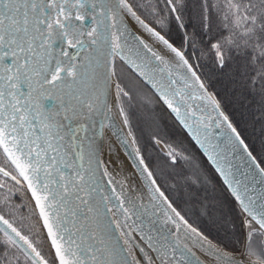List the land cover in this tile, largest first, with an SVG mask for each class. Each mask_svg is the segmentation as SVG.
<instances>
[{
  "label": "water",
  "instance_id": "95a60500",
  "mask_svg": "<svg viewBox=\"0 0 264 264\" xmlns=\"http://www.w3.org/2000/svg\"><path fill=\"white\" fill-rule=\"evenodd\" d=\"M116 61L199 149L241 212L243 239L254 229L264 235L263 167L188 59L127 0H0V150L31 198L54 260L147 264L140 248L149 245L151 264H264L245 243L232 252L198 235L159 190L117 106ZM104 132L134 166L140 195L107 171ZM0 230L42 264L1 218Z\"/></svg>",
  "mask_w": 264,
  "mask_h": 264
},
{
  "label": "trees",
  "instance_id": "16d2710c",
  "mask_svg": "<svg viewBox=\"0 0 264 264\" xmlns=\"http://www.w3.org/2000/svg\"><path fill=\"white\" fill-rule=\"evenodd\" d=\"M213 4H216L220 9V18L214 14L216 10L213 8ZM137 7L136 9L139 14L150 23L151 18L148 17L146 12L149 9L155 10L152 14L155 21L151 24L155 28L160 29L166 37L167 32L175 26V23L183 30L191 26L194 28L195 39H192L189 34H185V38L181 44H174L183 50L193 64L198 61L193 58V52L199 53L197 55L198 58L204 60L205 64L204 70L197 69L201 79L215 98L220 101L230 121L238 129L239 134L242 135L245 143L249 146L250 152L254 153L257 161L264 168V152L261 148L252 144L243 127L245 124L241 116L246 118L245 114L242 113L245 108L239 102L240 106L235 110L233 103L228 97L232 84H236L233 80H237V77L242 74H246L248 77L246 80L247 82L249 81L251 86L255 85L261 89L262 97H264V37L258 34L260 26L257 23L264 22V0H151L146 1V3L140 1ZM204 7L209 8L207 15L203 12ZM195 9L200 10L201 15L203 14L206 18L208 17L209 26H205L206 23H201L197 19L194 15ZM217 13L219 14V12ZM192 22H196L199 25L195 27ZM202 25L205 27H202ZM199 34L204 39L201 40L198 37L200 36ZM200 43L205 48L198 47ZM237 50H239L241 56L253 68V76L241 67L243 64L240 57L235 53ZM217 55L219 56L217 57ZM254 104L255 102H253L252 107H254ZM172 123H174L173 120ZM261 127L264 129V119ZM185 174H187L186 171ZM201 174L202 180L195 183L193 187L205 191L207 200L204 201H214L213 204L215 206H223L226 209L228 217L224 213L225 218L222 223L226 227L230 220L234 230L233 233H230L229 229L225 230L229 234L224 237L217 234L218 231L214 227L217 225L212 220L210 214L207 216L209 218L208 223L214 227L216 232L207 237L222 248L224 247L232 251L237 250V245H232L240 244L243 236L241 212L236 207L232 198H229L210 166L208 171L205 170V173L202 171ZM205 178L206 181H203ZM207 183H211L210 189L207 187ZM12 187L18 188L15 184ZM178 189L184 190L180 183ZM3 195L5 196L3 189L0 188V201H4ZM5 204L9 205L8 203Z\"/></svg>",
  "mask_w": 264,
  "mask_h": 264
},
{
  "label": "rangeland",
  "instance_id": "374dc122",
  "mask_svg": "<svg viewBox=\"0 0 264 264\" xmlns=\"http://www.w3.org/2000/svg\"><path fill=\"white\" fill-rule=\"evenodd\" d=\"M127 1L130 3L131 7L136 9L138 8L137 6L140 1H144L146 3V1H151V0H127ZM213 8L217 12H219L218 14L216 11H214V14H216V16L220 18V9L218 8V6L216 4H213ZM208 10L209 8H205V7L203 8V12L206 15L208 13ZM154 11L155 10L149 9L146 12L148 17L151 18L150 20L151 23H154L155 21L152 15ZM194 15L197 17V19L201 23L203 22L206 23L205 26H209L208 17L206 18L203 14L201 15L200 10L195 9ZM257 23H259V26H260V29L258 28V34H260L261 37H264V22H257ZM192 24L195 27L199 25L196 22H192ZM205 26L202 25V27H205ZM193 30L194 28H192V26L187 27L186 29L183 30L181 29V27L178 26L177 23H175V26L167 32V38H169L173 43L181 44L182 40L185 38L184 37L185 34H189L190 37H192V39L196 38ZM198 37L201 40L204 39L203 36L201 37V35ZM198 47L205 48L204 45L201 43L198 44ZM235 53L236 55L240 57V60L242 61L243 65L241 67L244 70H246V72L251 73V75L253 76L254 71H253V68L250 66L249 62L246 61L243 58V56H241L239 50H237ZM197 55H199L198 52H193L192 54L193 58L198 60L194 62V64H196V67L199 68L200 70L201 69L204 70L205 68L204 60H201L200 58H198ZM218 56L219 55H217V57ZM252 71H253V74H252ZM227 72L229 71L227 70ZM113 73H114L115 83L118 84V87H116L117 106L119 107L120 114L123 117L125 127H127L130 138L132 137L135 147L138 149L141 158H142V153H143L145 158H147L153 165L152 169H156L155 173L157 175L158 168L155 164L154 158H156V160L159 163H163V164L167 163L168 166H171L172 164L169 160L168 155L169 153L173 154L165 146V143L159 140V138H156L157 134L158 136L162 138L164 136V133L161 134V132L165 130L167 132L166 134L168 136V139L170 137H171V140L178 139L177 135L173 134L171 125L169 123V114H167L164 107L161 104H159L155 95L151 93V91H149L148 88L143 83H141L140 80H138L132 72L127 70L121 62L116 61ZM237 78H238L237 80L235 79L233 80L236 84H232L231 92L229 93L228 97L233 103V107L235 110H237V107L240 106L239 102H241V105L245 108L242 111V113L245 114L246 118L244 116H241L245 124L243 127L245 131L247 132V136L249 140L252 141V144H254V146L261 148V150L264 152V129L261 127V123L264 119V97H262V91L260 88H258L255 85L251 86L249 81L247 82L246 79L248 77L246 76V74H242ZM215 99L217 100V98ZM253 102H255L254 107H252ZM247 106L249 107L248 109H247ZM165 118H167V120H165ZM190 146H192V149L194 152V154L192 153L193 155L191 154L189 146H187L186 143L185 144L180 143L179 145L173 148L174 156L179 154L182 156L183 160H187V165H186L187 169L185 170L187 174L183 176H178L175 178L182 185V188L184 190L183 191L179 190L180 194L178 195H172V190H169L168 185L165 186L164 184H162L161 186L162 189L159 188V190H161L162 193L165 195L166 199L171 202L172 206L176 209V211H179V213L185 218V220L191 223L192 225H194L193 227H195L197 231L199 230V232L202 233L208 240L210 239L207 236H211V234L216 232L215 229L218 231L217 234L221 236L223 235L222 237H224L227 234H229L225 230L229 229L230 233H233L234 230L232 228V222H230L229 220V223L225 227V224L222 222H223V219L225 218L224 213L226 214V209L223 206L221 207L215 206L213 204L214 201H210V202L204 201V200H207L205 191L203 189L193 187L195 183L198 182V180H202L201 172L203 171V173H205V170L208 171L209 166H207L206 161L203 159L202 156H200L199 150L197 149V147H195V145L192 144L191 141H190ZM1 163L2 161H0V168L5 169L4 163L2 164ZM2 175L12 177V178L14 177V174H12L11 172H8L7 170L4 172V174L2 173L1 176ZM187 178L191 182H188V181L186 182L185 179ZM18 181L21 182L19 179ZM203 181H206V178ZM15 182L16 184L18 183L16 180ZM210 186H211V183H207V187L209 189H210ZM24 190L26 191L25 187H24ZM32 207H33V204H32ZM33 210H34L35 217L38 219L40 223L35 207H33ZM210 214L212 216V220L217 225V226H214L215 229L208 223L209 218L207 216H209ZM226 217H228L227 214H226ZM22 221L23 223H26V222L29 223L30 219L26 218V219H23ZM249 226L252 227L250 224ZM222 227H225V228H222ZM41 229L43 228L41 227ZM27 230L28 229H26V231ZM44 236H45V233H44ZM250 236L251 237H249L250 239H249V245L247 249L248 255L252 257L254 260L264 263V238L262 239L263 242L261 244V247L263 249L262 251L256 246H254L253 240H252L253 235H250ZM228 238H231V237H228ZM45 239H46V236H45ZM211 242H214V241H211ZM243 243L245 242L242 236L240 244L232 245V246L237 245L236 246L237 250H234V251H238L240 247L243 245ZM47 244H48L49 250H51L48 240H47ZM217 245L220 246L219 244ZM227 250L232 251L230 249H227ZM51 253L53 257L52 250H51ZM39 254L43 258V260L46 261L45 264L54 263L55 261L54 257L52 261L51 255L48 256L47 260H45L42 254L41 253ZM55 264H57L56 261H55Z\"/></svg>",
  "mask_w": 264,
  "mask_h": 264
},
{
  "label": "flooded vegetation",
  "instance_id": "af4514ba",
  "mask_svg": "<svg viewBox=\"0 0 264 264\" xmlns=\"http://www.w3.org/2000/svg\"><path fill=\"white\" fill-rule=\"evenodd\" d=\"M196 69L198 68L196 67ZM170 119L171 117L169 115V123L171 125L173 134L177 135L178 139L171 140V137L168 139V136L166 134L167 132L165 130L161 132V134L164 133L165 137L163 136L161 138L157 134L156 138H159V140L165 143V146L173 154V148L179 145L180 143H186L187 146H189L191 154H194L192 146H190L189 138L184 135L183 132L179 129L178 125H175V122L172 123V120ZM165 120H167V118H165ZM173 154L169 153L168 155L169 160L172 164L171 166H168L167 163H159L153 156L155 164L158 168L157 175L155 173L156 169H152L153 165L147 158H145L143 153L142 158L145 160L148 168L151 170L152 175L157 181L159 187L161 188L162 184H164L165 186L168 185L169 190H172V195H178L180 194L178 189L179 182L175 178L178 176L185 175V170L187 169V160H183L182 156L179 154L175 156ZM203 159L205 160L204 157ZM0 161H2V163H4L5 165V169H2L0 171V188L3 189V192L5 194V196H2L4 198V201H0V218L6 221L10 225V227L15 230V232L17 231V233L21 236L22 240H24V242L28 246L29 250L37 256V258L41 261L42 264H45L46 261L43 260L39 253L42 254L45 260H47L48 256L50 255L52 257V253L51 250H49L48 248L47 239H45L43 229H41L40 223L35 217L34 210L31 204V198L28 196L27 192L20 184H16L15 179L17 178V176H15L14 171H12L11 167L7 164L1 152ZM206 164L207 166H209L207 162ZM6 170L14 174V177L12 178L3 175L1 176L2 173L4 174L3 171ZM185 181L191 182L188 178L185 179ZM11 184L17 185L18 188L12 187ZM5 203H8L9 205H6ZM26 218L30 219L29 223H23L22 220ZM23 227L28 230L26 231V229H24ZM249 235H253L252 240L254 246L263 251L261 244L263 242L262 239L264 237L261 235L260 231L254 229V231L251 232ZM0 264H36V262L33 261L29 254L23 251L18 244L16 245L6 233L0 230ZM53 264H55V261Z\"/></svg>",
  "mask_w": 264,
  "mask_h": 264
},
{
  "label": "bare ground",
  "instance_id": "6f19581e",
  "mask_svg": "<svg viewBox=\"0 0 264 264\" xmlns=\"http://www.w3.org/2000/svg\"><path fill=\"white\" fill-rule=\"evenodd\" d=\"M143 35L145 36L147 41H149L154 47H156L157 49H162L163 52L167 56L171 57L172 59H174V56L176 57V55H174L171 51L169 52L167 49H165L164 46H162V44L160 42L156 41V39L152 38L149 34L143 33ZM176 59H177V57H176ZM218 104L221 106L222 110L225 111L222 104L220 102H218ZM235 130L238 133L240 139L243 141V143H245L242 135L239 134V131L237 130L236 127H235ZM100 139H101L100 140V146L102 149V156H103V160H105V165H106L107 171H109L113 175L115 181L118 182L121 187L123 186L125 191L128 192L131 196L132 195L133 196L134 195L135 196L140 195L139 185L137 184V181L135 180V178L138 179L139 175L136 172L134 166H132V167H133V170H135V177H134L133 170H130L129 167L127 166V164H126V162L122 156L121 151L117 148L115 141L111 137V135L108 134L107 132H104ZM246 146L249 148V146L247 144H246ZM249 150H250V148H249ZM140 202H142V200H140ZM124 225L126 226V229L131 233L134 242L138 245L145 246V245H143V241H141L140 237L138 235H136V233H133L132 227L127 221H124ZM196 232L200 236L203 235L202 233L199 232V230L198 231L196 230ZM249 237H251V236L248 234L247 240L244 238L246 251H247L248 245H249V239H250ZM135 243H133L134 244L133 246H136ZM129 245H130V243H129ZM147 246H149V245H147ZM147 246L141 247L140 249L143 252V256H145V258L147 260V264H151V262L149 260L148 253L156 256V252L147 250L149 248ZM131 248L133 250V254H136V252L134 251L132 246H131ZM131 248H130V250H131ZM155 259L157 260V258H155ZM155 259H152L153 263H156ZM205 259L210 260V258H208V257H205ZM140 262H141V264H146L143 262V260H141ZM168 263H170V262H168ZM170 264H172V263H170ZM213 264H216V263H213Z\"/></svg>",
  "mask_w": 264,
  "mask_h": 264
}]
</instances>
